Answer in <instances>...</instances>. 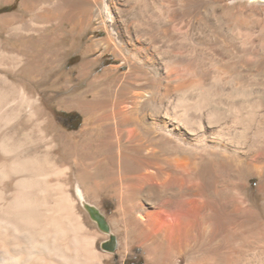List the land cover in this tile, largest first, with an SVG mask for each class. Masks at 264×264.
Masks as SVG:
<instances>
[{
    "label": "bare ground",
    "instance_id": "obj_1",
    "mask_svg": "<svg viewBox=\"0 0 264 264\" xmlns=\"http://www.w3.org/2000/svg\"><path fill=\"white\" fill-rule=\"evenodd\" d=\"M13 1L0 0V5ZM72 1L76 2L74 9L68 0H21L18 10L0 15V264H100L93 249L96 234L82 222L76 205L78 200L83 207L95 208L85 199V179L94 190L113 187L112 192L124 201L120 208L136 210L132 224L139 229L148 264H172L175 256L184 252L189 253L186 264H241L244 251L264 242V212L248 205L241 195L251 175L260 177L263 188L264 160L251 164L242 176L238 164L251 156L248 147L252 145L244 142L248 136L244 139L240 133H230H238L242 111L249 113L254 107H232V117L215 108L203 109L222 94V83L231 80L235 85L237 80L229 79L231 71L216 64L209 79L207 69L198 67L202 58L195 55L199 51L191 50L189 56L169 49L177 38L167 30L168 15L175 11L170 5L162 13L132 0ZM179 1L177 13L187 20L188 0ZM192 1L198 13L231 8L233 24L248 37L241 40L240 34L227 31L222 41L244 56L255 54L264 65V3ZM30 14L33 18L26 20ZM152 20L165 26L166 38L156 31L146 37L144 25ZM93 23L106 34L90 37L86 55L100 51L98 57L111 53L119 60L94 78L105 80L106 90L112 91L114 86L115 95L97 100L95 93L84 90L78 99L67 103L86 115L77 138L44 116V100L59 93L61 77L50 75L31 82L34 65L29 55L15 52L16 40L30 42V34L37 35L41 46L63 50L52 55L55 60L67 50L68 35L73 36L71 48L75 37L86 33ZM64 24L69 26V34L58 31ZM45 31L48 36L43 35ZM210 37L196 35L201 43L211 45ZM165 51H172V57L164 58ZM98 57L82 63L80 77L90 73ZM179 58L186 64H180ZM52 62L42 68L47 74L55 69ZM122 65L127 67L120 72ZM171 66L179 68L169 81ZM136 74L140 76L133 78ZM147 83L154 89L145 88ZM194 91L198 95H188ZM257 106L264 107V99ZM30 121L39 126L45 143L42 154H30ZM214 158L236 162L231 169V190L221 189L218 178L206 177ZM53 174L56 178L48 179ZM239 177L247 182L238 183ZM150 179L162 187L174 186L163 190L166 197L157 206L159 212L146 221V210L158 200V192L148 189L145 200L139 187L148 186Z\"/></svg>",
    "mask_w": 264,
    "mask_h": 264
},
{
    "label": "rangeland",
    "instance_id": "obj_2",
    "mask_svg": "<svg viewBox=\"0 0 264 264\" xmlns=\"http://www.w3.org/2000/svg\"><path fill=\"white\" fill-rule=\"evenodd\" d=\"M20 1L21 0H14L11 4L0 5V15L7 12L18 10L20 8ZM132 1L135 2L138 1L141 3L143 2L147 8L148 7L151 8L152 6L153 8L157 9V11H161L162 13L170 5V8L174 9L175 11L174 13L172 12L168 15L169 24L167 30L173 31L177 35V38L175 39V41L174 40L172 41L171 43L172 45L169 47V49H172L173 52L176 51H178V53L182 52L180 55L185 53L184 55H189V56L192 54L191 52L193 50L194 51L196 50V52L199 51V53L198 54L196 53L195 55L196 57L202 58L201 61H197V64H199L198 67L204 70L207 69L205 70L206 71L205 73H206V77H208L209 79L210 77L212 78L210 74L214 68L213 64H216L219 66L222 65V67L227 68L229 71H231L232 76L229 77V79L232 78L237 80L236 81L237 84L235 85L231 80L222 83V85L220 86V88L222 89L224 88L222 94H220V96H216L214 102H212V100H209V102L205 105L203 109L215 108L218 109L215 111L218 112L220 111L221 113L229 117H232L233 116L231 110L232 107L236 106L235 108L238 107L243 108L249 104H251L254 107V111L253 110L250 111L251 113L250 112L248 113L247 112L248 110L242 111L243 112L242 123L238 125V131H237L238 133H236V135L232 134V132L230 133L233 136H237L240 133V135L244 136V139L245 137L248 136V138H246L245 139L246 141L244 142H247L246 144L252 145L248 147V153H250L251 156L249 155L246 158H242L240 163L238 164L240 173L242 174V176H245L247 171L250 169L251 164H257L264 160V107L257 106L258 102H261V100L264 99V65L261 64V60H259L258 57L257 58L255 57L256 56L255 54L247 53L244 56L242 54V51L236 48H232L230 44H227L225 41H222V39L225 38L224 36L227 31L236 35L240 34L241 36L239 35V37H241L240 38L241 40L243 38L246 39L248 37V35L244 31H239L237 27L233 24L232 19L234 18V14L232 12V9L228 8V9H223L221 12L220 11L210 12L211 9L208 8L205 9L204 11L205 13L203 12L198 13L196 12L197 4L192 0H188L187 2L188 13L186 15L187 20H185L184 17L182 18L181 14L177 13V11L179 10V2H180L179 0H132ZM258 2L264 3V0H258ZM68 3L69 4L71 3L70 4V7L72 6L71 8L74 9L76 7L75 1L68 0ZM32 18L33 16L31 14L25 17L26 20ZM148 22H147L148 24L144 25V27L148 31L143 27L144 31L146 32V37H149L152 31H156L160 33V36L162 38H166V35L163 33L164 30L166 29L165 26L163 27L160 23H157L154 20ZM96 25L97 23H93L88 28L86 33L76 36L75 37L76 42L71 48H69V43L70 40L73 38V36L71 34L68 35L66 39L67 50L63 52L58 59H55L56 61L53 59V57L55 56L52 55L58 53L59 51L61 52L63 50L60 49L58 51L57 50L52 51L51 47L46 48L44 46H41L39 41L37 40L38 39L37 35L30 34L31 37L30 42L26 41L24 38L22 39L20 38V40H16L18 45L17 48L15 49V52L29 55L31 58L30 60H32V63L35 66V67L33 66V69L30 71L31 82L43 81L44 79L48 78L50 75H53L54 78L61 77L60 83H58L57 85L59 93L54 98H52L53 100L52 99L49 100L47 98L46 101L44 100V104L46 106L44 116L52 120L58 129H61L66 133L74 134L75 136L77 135L76 136L77 138H79L78 136L80 130L85 127L86 115L83 111L79 109L69 107L67 103L71 100L78 99L77 97L79 96V93H81L84 90H88L90 92L95 93L94 98H96L97 100H104L106 98L110 99L113 98L115 95V89H113L114 86H112V91L110 89L106 90L104 83L105 80L94 81V78L96 75H100L105 67L118 64L119 60L115 58L111 53H105L100 57H98L100 51L86 55V48H87L86 44L87 42H89L90 37L98 38L106 34L104 30L95 29L94 27ZM49 27L50 26H48L47 28ZM58 31L60 32L65 31L66 34L67 33L69 34L68 32L69 26L64 24L63 26L58 27ZM198 34H205V35L210 34L212 44L210 45V44L201 43L199 39L196 38V35ZM31 35L34 37H32ZM43 35L48 36V32L45 31ZM23 40H25L26 42L24 43ZM172 51L171 53L168 51L163 52L164 58L166 57L170 58V56L172 57ZM199 54L200 56H198ZM96 57H98V59L91 65L90 73L80 77L79 74L81 73L82 70V63L94 59ZM53 60L54 62H52ZM178 60L180 61V64H186V62L184 61L182 62L180 58ZM50 61L55 66L54 69L55 72L53 71L47 74V72L44 71L42 68L46 63ZM236 62L238 64H243L244 66L239 67V65ZM201 64L203 65L201 66ZM178 66H171V70H170L171 75L168 78L169 81H172L175 78L176 70L177 68H179ZM126 67H127L126 65H122L119 71L121 72L125 70ZM138 76H140V74L138 75L136 74L135 76H133V78H136ZM145 88H148L149 90L154 89L152 87V84L150 83H147ZM204 92L207 93V91ZM188 95L195 97L196 95H198V91L189 92ZM17 100H16V104H18V102L20 103V100L19 101ZM0 115L2 116L1 113ZM246 122L249 125H247ZM256 123L259 125L256 126ZM242 124L243 125L246 124V125L243 126ZM38 128H39L38 125L30 121V154L34 151L38 152L39 154H42L45 151V143L41 139ZM91 134L92 133L90 132V135ZM19 147L22 148L21 145H19ZM99 151L101 152V150H98V153H100ZM164 152L166 154H169L171 151L165 150ZM210 163H211L210 165L208 164L209 170L206 173L207 175L206 177L211 175L215 178H218V183H219L218 186L221 189L229 187L231 190L233 183L231 169H234L236 162H232L229 160H224L220 162V160L214 158ZM55 178L56 175L53 174L50 175L48 179L54 180ZM103 178L104 176L102 175L100 177V180H103ZM150 180H148L147 182L148 186L142 185L139 187V193L141 194L143 199L145 198L147 199L148 189H154L156 193L158 192L157 193L158 200L154 204H152V206L149 205L146 210L145 213L146 221L148 219H149L148 221H150V219L153 220L154 219L153 217L156 215V213L159 212V208L157 206L166 197L164 196L165 192L163 190H169L174 186L173 184L172 185L167 184L162 187L155 180L153 179ZM237 181L240 184L243 183V181L247 182V180L243 179V177H239ZM73 182L75 183V181ZM89 183H90L89 180L85 179V183H84L85 186L84 189L86 190L84 192L85 199L89 204H91L98 210V212L105 218L109 226V232H105L101 230L98 223L92 218L86 207H83L81 204H79L80 201L78 200L76 201V205L81 215L82 222L89 228L90 231L96 234V239L94 240L93 243V249L96 252L97 261L100 264H138V262L140 264H148L146 249L144 245L141 243V240L138 239L140 236L139 229L134 224H132L133 214L136 213V210H134L133 212V211H124V209H121L120 205L124 204V201H122V199L120 200V198L114 194L115 191L112 192L113 187L110 189L102 188L100 190H94L90 187ZM8 188L11 187L8 186ZM230 190L228 191L230 192ZM241 195L244 201L248 205H253L255 207H258L261 213L264 212V185L263 188L260 189L259 176L257 175L250 176L249 181L244 186ZM44 197H47L45 199L49 201V198L48 196H46V194ZM227 200H229V198ZM151 215H153V217ZM129 217L131 220H128ZM262 219L264 220V215L262 216ZM129 227L130 229H128ZM111 234H113L116 237L118 243L117 248L114 252H110L101 247L102 242L108 240ZM181 254H177L175 256L173 260L174 263L172 264H186V259H187L186 257L189 253L184 252ZM241 256H240V260L242 259L241 264H264V242L251 246L250 249L244 251L241 254ZM163 264H170V263L166 262Z\"/></svg>",
    "mask_w": 264,
    "mask_h": 264
},
{
    "label": "water",
    "instance_id": "obj_3",
    "mask_svg": "<svg viewBox=\"0 0 264 264\" xmlns=\"http://www.w3.org/2000/svg\"><path fill=\"white\" fill-rule=\"evenodd\" d=\"M86 209L89 211L92 218L98 223L100 229L105 232H109L108 223L106 222L105 218L98 212V210L87 206ZM117 245L118 243L116 237L113 234H111L108 240L102 242L101 247L110 252H114L117 248Z\"/></svg>",
    "mask_w": 264,
    "mask_h": 264
},
{
    "label": "trees",
    "instance_id": "obj_4",
    "mask_svg": "<svg viewBox=\"0 0 264 264\" xmlns=\"http://www.w3.org/2000/svg\"><path fill=\"white\" fill-rule=\"evenodd\" d=\"M138 264H140V263L138 262Z\"/></svg>",
    "mask_w": 264,
    "mask_h": 264
}]
</instances>
